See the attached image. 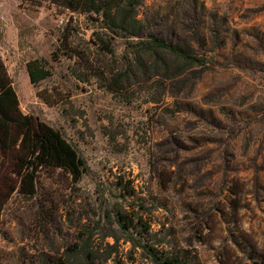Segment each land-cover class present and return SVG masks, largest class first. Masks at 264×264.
Returning <instances> with one entry per match:
<instances>
[{"label": "rangeland", "instance_id": "1", "mask_svg": "<svg viewBox=\"0 0 264 264\" xmlns=\"http://www.w3.org/2000/svg\"><path fill=\"white\" fill-rule=\"evenodd\" d=\"M28 2L0 0V59L21 111L85 167L39 169L26 194L1 157L0 264H264V0H142L145 39L205 57L172 79L181 63L164 52L165 70L98 14ZM41 57L51 73L33 84Z\"/></svg>", "mask_w": 264, "mask_h": 264}, {"label": "trees", "instance_id": "2", "mask_svg": "<svg viewBox=\"0 0 264 264\" xmlns=\"http://www.w3.org/2000/svg\"><path fill=\"white\" fill-rule=\"evenodd\" d=\"M27 1H29V5L35 8L43 4H54L71 11L98 14L104 29L112 35L125 39L137 38V43L142 47L144 53L148 52L157 59H161V64L164 65L165 70L172 65L168 64L167 66L166 59L162 57V54L167 52L173 60L183 66L180 70L162 74L163 79L179 77L185 66H202L205 64L204 56L193 54L189 47L178 42L160 38H144L146 24L137 12V7L142 0ZM137 52L140 61L142 55L140 50ZM155 62L158 61L155 60ZM26 70L29 80L33 84L51 73L47 60L42 57L28 60ZM37 94L47 104H56L63 100L59 93L51 94L45 89L38 90ZM6 154L13 156L14 168L24 182L26 194L34 192L36 173L39 169L61 168L66 170L75 181H78L85 167V162L76 148L58 129L21 111L17 93L0 59V159ZM117 221L122 226H126L122 221L121 214H117ZM150 250L152 251V248ZM151 253L155 259H160L153 251ZM174 261L173 258H165V263L173 264Z\"/></svg>", "mask_w": 264, "mask_h": 264}]
</instances>
